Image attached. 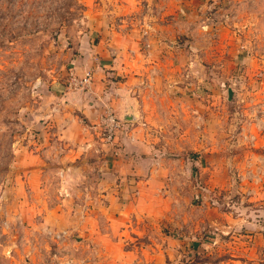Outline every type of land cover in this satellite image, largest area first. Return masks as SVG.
I'll use <instances>...</instances> for the list:
<instances>
[{
  "label": "rangeland",
  "instance_id": "374dc122",
  "mask_svg": "<svg viewBox=\"0 0 264 264\" xmlns=\"http://www.w3.org/2000/svg\"><path fill=\"white\" fill-rule=\"evenodd\" d=\"M93 27L157 58L143 115L80 111L127 79L76 61ZM263 197L264 0H0V264H264Z\"/></svg>",
  "mask_w": 264,
  "mask_h": 264
},
{
  "label": "crops",
  "instance_id": "0c3cea01",
  "mask_svg": "<svg viewBox=\"0 0 264 264\" xmlns=\"http://www.w3.org/2000/svg\"><path fill=\"white\" fill-rule=\"evenodd\" d=\"M124 8L123 9H131L129 8V4L122 5ZM159 11H164L165 9H162L161 5H158ZM91 33L96 36L97 31L100 32L99 35H101V40L97 42L96 44L93 42L92 39L87 38L86 44L82 45L81 48H83L84 51V57H79L76 61H80L83 63L84 69L91 68L93 67V75L95 76L96 74L99 73V70L102 74V77L105 79L108 77L110 74H116L115 72H102L100 67L103 68H118L119 72L125 71V76L127 77L124 82H119L118 86H114L112 90H104L105 94L102 93V91H93V96H97L98 98L88 96L86 102H83L80 107V111L82 112L83 116L85 118H95L96 112L98 109L94 106H98L100 104H104L105 106H114L115 102L120 104V101H125V103L122 105V108L125 109V112H128L129 109H134L137 110L141 115H143L144 111L146 110L144 108V104L142 103L141 96L135 97L133 96V93H137L138 91L133 92L131 85L133 84L134 86L138 82V80L142 79L141 76L137 77L135 76L134 73L135 69L132 68L129 63L133 61H153L152 56L148 55L147 53H142L139 48L140 45L137 41L135 40H130L128 37V32H122L124 33L125 37L128 39H124V43H122V47H119L116 45H113L112 42L109 44L108 40L106 41L104 39V32L105 29L98 27V28H92ZM114 31V30H113ZM89 33V34H91ZM114 33H117L116 31ZM98 36V35H97ZM88 37V35H87ZM106 41V42H105ZM144 44V43H143ZM124 46V47H123ZM144 47V46H143ZM130 50V51H128ZM121 51V52H120ZM133 52V53H132ZM134 54V55H132ZM83 55V53H81ZM120 56L123 57V59H120ZM138 56H140L138 58ZM159 56V55H158ZM158 56H153V57H158ZM120 62H123L124 65L120 64ZM114 65V66H113ZM82 68V66H81ZM77 70V69H76ZM79 70H77V73ZM100 74V73H99ZM101 77V78H102ZM106 80V79H105ZM133 80V81H132ZM102 83V82H101ZM106 82H103L102 84H105ZM148 85V82L147 84ZM144 88V87H143ZM100 89V87H98ZM81 90V89H80ZM96 90V89H95ZM130 92L132 96L130 95ZM133 92V93H132ZM95 94V95H94ZM85 95V94H84ZM130 95V96H129ZM149 96V95H148ZM147 96V97H148ZM85 97V96H84ZM144 99V98H143ZM119 107V106H117ZM128 108V110H127ZM262 197L260 194L258 195L257 198ZM264 198V197H263Z\"/></svg>",
  "mask_w": 264,
  "mask_h": 264
},
{
  "label": "built area",
  "instance_id": "2783aa9c",
  "mask_svg": "<svg viewBox=\"0 0 264 264\" xmlns=\"http://www.w3.org/2000/svg\"><path fill=\"white\" fill-rule=\"evenodd\" d=\"M90 75L89 72H86L84 77L81 79L72 78L71 85L75 89L85 88L89 86ZM122 122L110 112L104 111L97 122L95 129L100 130V134L103 137L106 143H112L117 132L123 127ZM128 129V128H125Z\"/></svg>",
  "mask_w": 264,
  "mask_h": 264
},
{
  "label": "water",
  "instance_id": "95a60500",
  "mask_svg": "<svg viewBox=\"0 0 264 264\" xmlns=\"http://www.w3.org/2000/svg\"><path fill=\"white\" fill-rule=\"evenodd\" d=\"M127 119H129V118H127ZM130 120V119H129Z\"/></svg>",
  "mask_w": 264,
  "mask_h": 264
}]
</instances>
